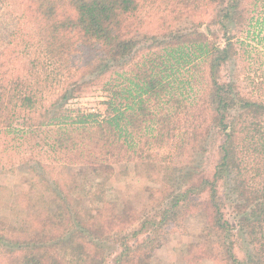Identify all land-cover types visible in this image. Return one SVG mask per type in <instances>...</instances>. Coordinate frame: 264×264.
I'll return each instance as SVG.
<instances>
[{"label":"trees","instance_id":"1","mask_svg":"<svg viewBox=\"0 0 264 264\" xmlns=\"http://www.w3.org/2000/svg\"><path fill=\"white\" fill-rule=\"evenodd\" d=\"M156 1L40 3L39 21L53 35L57 58L70 65L68 82L55 87L27 72L4 86L0 136L21 146L29 133L50 129L54 148H65L70 157L26 164L29 178L20 194L0 186V207L9 212L0 216V264H108L105 241L120 247L114 264H143L176 230L192 238L186 264H264V102L243 96L234 80L220 81L221 67L237 50L231 41L221 48L199 30L201 23L144 32L140 11ZM163 3L172 14L191 4L192 11L212 15L210 25L225 36L247 22L246 34L264 41V0ZM88 91L106 113L68 107ZM215 130L222 140L210 173L203 159ZM166 146L162 158L158 153ZM197 150L202 160L194 162ZM136 159H149L148 166L156 160L148 167L150 179L165 188L144 216L126 215L125 223L138 226L119 231L116 239L100 212L83 208L74 194L76 171L66 170L85 165L87 175L97 178ZM103 186L97 180L92 199L104 202Z\"/></svg>","mask_w":264,"mask_h":264},{"label":"rangeland","instance_id":"2","mask_svg":"<svg viewBox=\"0 0 264 264\" xmlns=\"http://www.w3.org/2000/svg\"><path fill=\"white\" fill-rule=\"evenodd\" d=\"M43 1L45 0H0V94L4 86L15 79L22 80V76L27 72L39 74L55 87H62L68 82L70 65L57 58L53 47V35L39 21V7ZM163 5V0H158L155 4L142 8L140 17L144 23V32L159 30L164 25L189 28L194 22L201 23L199 30L210 39L216 38V43L221 48L231 41L237 50L233 59L221 67L220 81L234 80L243 96L264 102V41L259 43L256 34H246L247 22L242 26L233 27L230 35L225 36L219 26L210 25L212 15L208 16L203 13L204 11H192L189 9L193 8L191 4L189 8L177 9L174 14L170 10L171 7ZM149 14L155 17L149 20L150 18H146L150 16ZM242 43L248 44V47ZM246 48L252 52L250 58L244 52ZM100 101L96 93L88 91L81 97L71 100L68 107L93 108L106 113V107L99 104ZM221 134L218 130L212 133L208 152L203 159L205 169L210 173H213L218 162ZM27 138V142L22 141L21 146H10L12 143L8 141L9 139L0 136V152L10 148L8 153L3 155L0 153V186L9 187L14 194H20L26 189V181L29 178L26 164L34 165L37 162L57 164L67 162V158L70 157V152L65 148L58 151L54 148L55 132L50 129H42L34 136L29 133ZM169 147H162L158 154L161 157L166 156ZM154 151L157 152L156 148ZM193 158L194 162L202 160L199 150L195 152ZM152 161L156 162L154 159ZM152 161L151 166L154 165ZM149 162V159L122 162L115 166L114 172L103 173L97 178L87 175L85 165H70L66 170L69 174L76 171L79 188L74 194L83 200L84 209L92 211L90 214L101 213L100 219L109 224L113 238H118L116 234L119 231L123 234L134 231L138 222L128 225L125 223L128 217L126 215L144 216L143 209L146 208L149 212L154 199L159 198L158 189L165 188L163 182L150 179L152 172L148 170V167L151 169V166L147 165ZM1 166L6 167L4 169ZM97 180L104 185V202L95 201L89 193L96 189ZM6 214H9L7 208L0 207V216ZM138 238H144V235ZM191 241L192 238L181 230L170 232L160 245L153 248L151 256L145 257L143 264H186L184 255ZM238 246L245 248L242 240ZM102 247L105 250L106 262L114 264L121 252L120 247L113 241L103 242ZM239 252L241 253V250Z\"/></svg>","mask_w":264,"mask_h":264}]
</instances>
